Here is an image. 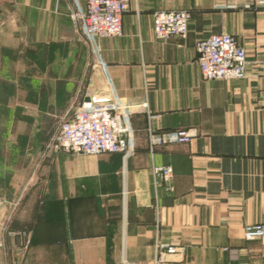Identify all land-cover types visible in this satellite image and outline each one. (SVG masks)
Returning a JSON list of instances; mask_svg holds the SVG:
<instances>
[{
    "label": "crops",
    "instance_id": "obj_1",
    "mask_svg": "<svg viewBox=\"0 0 264 264\" xmlns=\"http://www.w3.org/2000/svg\"><path fill=\"white\" fill-rule=\"evenodd\" d=\"M257 1L126 0L122 35L88 42L69 18L84 0H0L4 264H264V239H243L245 227L264 223ZM159 10L190 13L185 39L154 38ZM220 33L244 48V78L202 80L195 43ZM85 93L130 106L131 150L43 155ZM178 130L195 137L149 150L148 131ZM154 166L169 167L170 181H154ZM20 243L24 260L14 262ZM158 244L183 252L157 262Z\"/></svg>",
    "mask_w": 264,
    "mask_h": 264
},
{
    "label": "built area",
    "instance_id": "obj_2",
    "mask_svg": "<svg viewBox=\"0 0 264 264\" xmlns=\"http://www.w3.org/2000/svg\"><path fill=\"white\" fill-rule=\"evenodd\" d=\"M257 3L264 5V0ZM126 0H84L83 9L70 8L69 18L80 29L86 41L92 38L105 39L122 35V17L127 11ZM190 13L185 10H159L152 14L153 36L159 41L173 38L185 39L188 33ZM200 76L204 81H228L242 79L246 74V52L229 34L210 35L195 43ZM81 101L74 111H68L58 123L56 130L47 138L43 155L64 152L73 155L98 156L105 153H128L131 148L128 135L130 106L104 99L89 97ZM195 132L178 130L154 134L148 131V148L162 147L168 143L188 144ZM154 181L167 183L172 177L169 167L154 166L151 170ZM245 241L263 240L264 223L244 228ZM157 262L183 252L176 245H156Z\"/></svg>",
    "mask_w": 264,
    "mask_h": 264
},
{
    "label": "rangeland",
    "instance_id": "obj_3",
    "mask_svg": "<svg viewBox=\"0 0 264 264\" xmlns=\"http://www.w3.org/2000/svg\"><path fill=\"white\" fill-rule=\"evenodd\" d=\"M2 115H3V113H1V116H0V119H2ZM56 128H57V126L55 125V127L54 128H52L51 129V131H50V133L48 134L49 136L56 130ZM0 129H1V127H0ZM17 201V200H16ZM16 205H17V203H16ZM15 205V206H16ZM14 206V207H15ZM12 208V212L11 213H13L14 212V209L15 208ZM1 230H0V264H4V259L5 260H7V256L5 257V258H3V256H2V245H1V243L3 244V242H2V238H1ZM18 243V242H17ZM4 245V244H3ZM11 248H13V247H11ZM15 250H14V252L16 253V254H19V255H15V253H12L11 254V257H10V260H13L14 262L16 261V259H23L24 260V255H20V253H23L24 252V249H23V246H22V244L20 243V244H15ZM22 257V258H21ZM13 261H12V263H13Z\"/></svg>",
    "mask_w": 264,
    "mask_h": 264
},
{
    "label": "water",
    "instance_id": "obj_4",
    "mask_svg": "<svg viewBox=\"0 0 264 264\" xmlns=\"http://www.w3.org/2000/svg\"><path fill=\"white\" fill-rule=\"evenodd\" d=\"M85 102H88V99L87 98L85 99Z\"/></svg>",
    "mask_w": 264,
    "mask_h": 264
}]
</instances>
